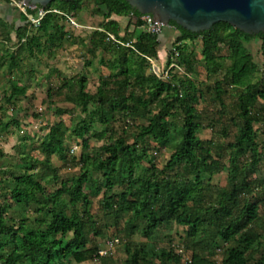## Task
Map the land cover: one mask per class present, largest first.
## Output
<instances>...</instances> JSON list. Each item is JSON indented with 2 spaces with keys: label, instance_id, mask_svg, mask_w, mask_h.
Returning <instances> with one entry per match:
<instances>
[{
  "label": "trees",
  "instance_id": "16d2710c",
  "mask_svg": "<svg viewBox=\"0 0 264 264\" xmlns=\"http://www.w3.org/2000/svg\"><path fill=\"white\" fill-rule=\"evenodd\" d=\"M82 1L49 3L39 22L38 36L27 38L28 25L22 26L21 33L19 27L18 40L24 41L11 53L8 73L15 68L21 51L39 49L40 36L53 42L55 37L49 33L50 29L57 33L53 8L63 14L79 12ZM91 1L102 17L91 42L111 54L117 69L99 78L93 94L86 91L85 77L64 81L62 87L73 94L69 100L83 115L71 135L80 139L85 149L91 137L106 136L105 129L101 133L93 131L95 123L108 128L116 115L134 117L142 111L146 122L136 127L130 144L112 131L98 155L83 153L78 173L61 180L53 193H47L35 173L18 170L8 178L0 169V264H112L111 259L98 255L100 249L93 241L101 237L102 229L121 224L124 264H217L214 257L219 250L220 264H264V220L255 196L262 180L260 176L252 178L264 172V140L261 145L257 142L258 131L264 137V69L259 76L260 68L246 47L253 39L261 40L264 59V34H245L221 22L209 30L192 33L173 21L168 23L179 33L168 58L177 57V64L185 65L189 73L194 70V61L183 42L201 39V65L208 76H216L210 89L220 107L218 120L226 116L236 128L226 157L221 153L222 146L198 137L203 125L194 102L195 95L202 96V92L194 82L188 77L171 75L161 79L145 74L148 62L158 58L162 32L128 33L130 26L137 29L144 23L142 14L125 0ZM38 8L27 9V14L36 15ZM113 16H131L135 22L129 20L122 27ZM26 20V15L20 14L19 21ZM110 36L117 43L110 42ZM221 47L228 51L227 56L220 55ZM8 85L6 101L13 105V99L24 96L26 89L11 78ZM228 89L236 92L230 108L224 102ZM12 124L18 122L0 120V132ZM223 134L226 136L225 130ZM65 139L59 126H51L38 146L42 161L29 156L21 160L33 167L41 165L57 180L60 177L51 166V157L64 158ZM151 143L168 147L171 152L160 169L151 160ZM214 147L219 152L213 155ZM144 161L148 167L143 166ZM223 172L225 185H211L212 177ZM114 188L120 193L110 195ZM89 191L102 192L100 206L111 217L110 223L97 224ZM31 206L37 212L34 215L28 210ZM169 225L184 228L181 242L183 251L190 253L189 261L183 262L180 253L155 245L156 232ZM136 234L146 242H137Z\"/></svg>",
  "mask_w": 264,
  "mask_h": 264
},
{
  "label": "rangeland",
  "instance_id": "374dc122",
  "mask_svg": "<svg viewBox=\"0 0 264 264\" xmlns=\"http://www.w3.org/2000/svg\"><path fill=\"white\" fill-rule=\"evenodd\" d=\"M37 7L26 6L24 0L0 1V120L6 122L13 119L18 122V125L12 124L7 131L0 132V169L4 172L3 176L8 178H10L11 172L16 174L18 170L35 173L41 177L39 179L44 184L47 193H53L59 187L61 180H67L78 173L79 159L83 153L98 155L100 147L112 131L116 133L117 137L125 138L127 143L130 144L136 127L145 124L146 120L144 119L145 112L142 111L141 115L134 117L116 115L115 120L111 122L112 124L108 128L95 123L93 131L101 133L105 129L106 136L101 139L91 137L85 149L82 146V141L71 135V131L83 115L75 107L74 102L69 100L73 97V94L72 91L62 87L64 81L77 80L80 76L85 77L87 79L86 91L93 94L99 85V78H106L115 73L117 69L111 54L100 50L91 42L92 33L99 29L102 22V17L96 13L91 0H83L79 12L63 14L53 8L51 12L57 15L54 22L57 33L55 30L50 29L49 31L50 35L55 37L53 42L49 40V37L40 36L39 49L32 47L30 51H21L15 61V68L12 69L11 73H8L11 53L13 55L19 49L20 43L24 41V39L21 42L18 40V28L20 27L21 33L22 26L27 24V38L39 35L38 25L30 20L32 18V20L36 19L37 16L31 18L30 15H27L26 22L19 21L20 14L26 13V8L35 9ZM130 17L113 16V19L124 27L129 20L132 21V24L135 22ZM166 28L172 27L164 26L162 32ZM172 30L174 31L173 40L165 47H160L158 58L148 62L145 67V74H155L161 79H168L171 75L179 78L188 77L194 82L202 92V96L195 95L194 102L203 125L198 137L211 140L213 144L222 146L221 153L227 157L230 153L228 145L234 141L236 128L225 119L226 116L221 122L218 120L220 107L210 89L216 76H208L201 65V39L197 38L183 42L190 54L189 58L194 61V70L189 73L185 65L177 64L179 63L177 57L168 58L172 44L179 36L178 31ZM143 31H146L144 27L134 29L132 25L128 33L134 32L135 35H139ZM109 41L117 43L112 36L109 37ZM246 47L249 49L253 61L259 66V76H261L262 69H264L261 40L253 39L246 44ZM219 53L222 56L228 55L225 47H221ZM129 57L134 61L133 56ZM225 62L229 63V61ZM10 78L16 80L21 87L26 89L24 96L13 99L12 102L15 105L6 101V96L9 94L8 80ZM235 100L236 92L233 89H228L227 94L224 95V102L228 108L233 105ZM211 123H213L212 126L208 127ZM51 126H59L66 136L63 145L64 158L51 157V166L57 169V174L60 177L57 180L52 178L53 173L41 165L33 167V165L26 164L21 160L22 156H29L39 161V163L42 161L43 155L40 153L38 146ZM223 130L226 131V136L223 134ZM123 131H125V134H123ZM257 133L259 134L260 131ZM258 134L257 142L261 145L264 137ZM151 146L149 150L152 156L151 160L160 169L170 158L171 152L168 147H158L153 143H151ZM218 152L219 150L216 147L212 149L213 155ZM143 166L148 167L149 164L144 161ZM257 176H260L262 183L255 196L260 202L259 215L264 220V172L261 171L259 174L253 175L252 178ZM210 183L211 185L223 187L226 183V173L223 172L212 177ZM119 193L120 190L114 188L110 195ZM102 197V192H88L91 212L95 216L98 225L110 223L112 220L107 212L101 209L100 201ZM28 210L31 215L37 213H35L34 206H31ZM122 228L121 224L107 230L102 229L101 237L93 241L98 249L106 251L107 254L102 258L111 259L112 264H124L126 259L123 251L124 234ZM183 231V227L176 225L162 227L156 232L154 243L158 248L173 250L176 253L179 249L182 250V261H188L190 253L184 252L182 248L181 237ZM110 237L117 238L118 243L106 250V242L112 240L109 239ZM134 239L141 244L146 242L138 234ZM220 257L221 250L214 257L217 264H220ZM95 262L85 264H94ZM66 264L74 263L67 262Z\"/></svg>",
  "mask_w": 264,
  "mask_h": 264
},
{
  "label": "water",
  "instance_id": "95a60500",
  "mask_svg": "<svg viewBox=\"0 0 264 264\" xmlns=\"http://www.w3.org/2000/svg\"><path fill=\"white\" fill-rule=\"evenodd\" d=\"M53 0H24L26 6L45 8ZM75 1V0H62ZM142 15L167 26L170 21L192 33L226 23L245 34H264V0H125Z\"/></svg>",
  "mask_w": 264,
  "mask_h": 264
},
{
  "label": "built area",
  "instance_id": "2783aa9c",
  "mask_svg": "<svg viewBox=\"0 0 264 264\" xmlns=\"http://www.w3.org/2000/svg\"><path fill=\"white\" fill-rule=\"evenodd\" d=\"M27 9H30V8H26L25 9L26 13H24V14L26 15V17H27V15H30V14H27ZM31 10H33V9H31ZM46 13H47V11H45L44 9H41V8L39 9L38 8L37 11H36V15H34V16L30 15L31 18L32 17H36V16H37V18L34 19V20H32L33 19L32 18L30 20L33 21L34 23H36L39 26L40 20L45 16ZM141 20L144 23L143 27L145 28L146 32H148L150 34H153V35H159L162 32V29L164 27L163 23H161L158 20L154 21L152 16H150V15H142L141 16ZM117 243H118L117 239L108 240L106 242V244H107L106 250H108L111 247H114V244H117ZM177 252L182 254V250H180V249ZM106 254H107L106 251L103 250V249H100L98 251V255L101 256V257H103Z\"/></svg>",
  "mask_w": 264,
  "mask_h": 264
},
{
  "label": "crops",
  "instance_id": "0c3cea01",
  "mask_svg": "<svg viewBox=\"0 0 264 264\" xmlns=\"http://www.w3.org/2000/svg\"><path fill=\"white\" fill-rule=\"evenodd\" d=\"M173 33L174 31L171 28L164 29V31L161 33V35L158 38L160 42V47H165L173 40Z\"/></svg>",
  "mask_w": 264,
  "mask_h": 264
}]
</instances>
